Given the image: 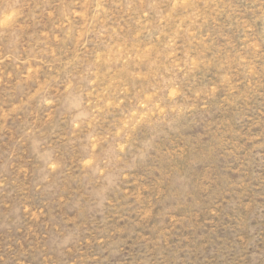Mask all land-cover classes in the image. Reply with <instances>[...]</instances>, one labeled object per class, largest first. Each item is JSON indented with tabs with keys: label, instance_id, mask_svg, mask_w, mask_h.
I'll return each mask as SVG.
<instances>
[{
	"label": "rangeland",
	"instance_id": "1",
	"mask_svg": "<svg viewBox=\"0 0 264 264\" xmlns=\"http://www.w3.org/2000/svg\"><path fill=\"white\" fill-rule=\"evenodd\" d=\"M0 264H264V0H0Z\"/></svg>",
	"mask_w": 264,
	"mask_h": 264
}]
</instances>
